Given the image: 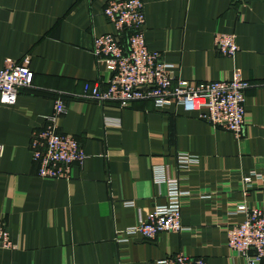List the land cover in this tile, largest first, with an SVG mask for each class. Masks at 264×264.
I'll return each mask as SVG.
<instances>
[{
  "label": "crops",
  "instance_id": "1",
  "mask_svg": "<svg viewBox=\"0 0 264 264\" xmlns=\"http://www.w3.org/2000/svg\"><path fill=\"white\" fill-rule=\"evenodd\" d=\"M108 1L0 0V69L28 57L33 72L15 104L0 103V218L16 245L0 248V264H156L177 253L246 264L227 247L226 228L244 219L238 206L264 209V0H142L148 48L176 77L230 80L236 69L249 82L240 136L177 103L120 107L72 97L86 82L107 87L110 73L92 48L95 36L114 31L103 14ZM216 32L235 34L233 58L214 50ZM59 94L67 111L58 130L86 154L68 179L38 176L30 151L32 131ZM181 153L197 164L179 163ZM155 168L188 193L183 229L121 240V230L167 202Z\"/></svg>",
  "mask_w": 264,
  "mask_h": 264
},
{
  "label": "built area",
  "instance_id": "2",
  "mask_svg": "<svg viewBox=\"0 0 264 264\" xmlns=\"http://www.w3.org/2000/svg\"><path fill=\"white\" fill-rule=\"evenodd\" d=\"M103 14L111 22L114 31L94 37L92 53L107 72L110 73L105 89L97 83L86 82L82 91L72 97L103 105L115 101L120 107H127L135 100H150L156 108L177 103L185 109L197 112V116L214 127L224 128L240 136L245 123V91L249 82L238 70H232L230 80L187 81L174 74L173 65L163 60L158 51L148 48L144 31L146 19L142 0H109ZM214 50L220 55L233 58L238 51L233 33L216 32ZM33 72L29 58L20 63L6 62L0 69V103L13 105L21 89L32 85ZM64 96V95H63ZM62 94L54 100L53 111L45 116L44 125L33 130L30 138L32 159L37 165V175L45 178L70 176V167L82 165L86 154L80 142L60 133L58 119L67 111ZM3 145L0 144V158ZM178 161L186 167L197 164V157L187 153L178 155ZM257 175L256 173H252ZM157 181L167 185V202L155 206L144 217L121 232V240L139 236L154 240L162 232H179L181 223V191L174 178L166 177L160 168L154 169ZM252 176L242 178L244 184ZM131 205L132 202H126ZM237 210L245 214L241 222L226 228L227 247L246 264H259L264 260V209H248L240 205ZM0 248L14 249L4 221L0 218ZM156 264H207L201 257L182 253L167 256Z\"/></svg>",
  "mask_w": 264,
  "mask_h": 264
}]
</instances>
